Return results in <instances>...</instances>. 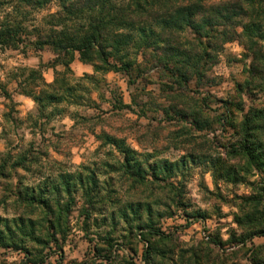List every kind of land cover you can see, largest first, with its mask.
<instances>
[{
  "label": "rangeland",
  "instance_id": "rangeland-1",
  "mask_svg": "<svg viewBox=\"0 0 264 264\" xmlns=\"http://www.w3.org/2000/svg\"><path fill=\"white\" fill-rule=\"evenodd\" d=\"M56 11L53 3L30 14L26 27H46L49 15ZM170 36L176 48L192 47L193 52L202 53V47L188 45L195 41L191 31ZM21 37L17 49L0 48V167H5L0 175V217H31L39 224L35 235L39 240H23L28 252L0 247V264H148L143 261L147 247L151 249L149 264H264V236L251 235L264 229V216L252 224L236 222L253 211L248 198L257 197L264 174L230 152L241 139L243 115L261 111L253 135L264 153L263 62L238 39L212 42L209 56L197 66L200 75L190 68L188 82L179 85L158 60L161 50L157 56L146 53L141 74H94L91 105L83 96L82 105L67 106L62 116L44 124L36 119L33 101L18 93L17 83L40 64L44 81L50 83L54 70L46 65L54 54L48 48L34 49L30 31ZM70 69L72 83L94 73L90 64L78 59ZM81 83L88 85L85 79ZM102 135L124 140L148 163L186 164L159 180L148 177L146 184L133 182L104 165L116 164L120 155L104 144ZM22 153L33 161L30 171L17 169L18 176L12 175L13 162ZM205 159H211L216 170ZM85 169L108 182L106 192L90 217L80 192L74 193L63 235L55 245L43 236L40 226L45 223L37 211L16 199L13 185L19 175L20 187H24L49 180L58 172L85 173ZM226 171L231 174L228 178H217ZM130 203L152 210V225L161 234L152 236L148 245L139 239L138 222L119 215V208ZM259 209L264 210L262 204ZM140 212L145 220V210Z\"/></svg>",
  "mask_w": 264,
  "mask_h": 264
},
{
  "label": "trees",
  "instance_id": "trees-1",
  "mask_svg": "<svg viewBox=\"0 0 264 264\" xmlns=\"http://www.w3.org/2000/svg\"><path fill=\"white\" fill-rule=\"evenodd\" d=\"M53 3L57 11L49 15L46 27H26L30 14ZM0 13H3L0 18V48L17 49L23 42L22 33L28 30L35 37L34 41H30L34 49L48 48L54 54L53 60L46 65L54 70L55 76L50 83L42 77L41 64L38 68L29 69L27 76L17 83L18 93L33 101L36 119L43 120L44 124L62 116L67 106L82 105L83 96L91 105L90 84L95 80L94 74H141L146 53L157 56L161 50L163 55L157 57L158 60L163 62V67L172 75L170 78H176L179 85L188 82L190 68H196L194 72L200 75L197 66L205 56H209L207 49L213 43L224 44L238 39L245 49L253 53L255 59L263 62L264 67L262 0H0ZM187 30L195 38L188 45L202 47V53L193 52L190 45L191 49L183 50L173 45L174 40L170 35L184 34ZM74 59L90 64L94 73L73 79L75 82L72 83L70 64ZM57 66L63 68L62 71H57ZM263 67L257 68V71H262ZM82 79L87 80L88 85L82 84ZM117 102L123 106L121 99ZM260 113L248 111L243 115L241 139L230 152L242 156L256 171L264 174V153L253 135L259 128L257 120ZM194 122L198 124V121ZM100 138L120 155L116 164L104 165L136 183L146 184L148 177L159 180L160 176L171 175L186 164L185 161L180 165L148 163L138 158L139 154L124 140L108 135ZM189 158L195 163L193 157ZM207 160L204 162L216 170V164L211 159ZM32 163L25 153L17 155L12 175L18 174L17 169L29 172ZM4 169L2 165L0 175L4 174ZM85 170V173L58 172L49 180L24 187H20L22 176L19 175V182L13 185L16 199L27 205L28 209L34 208L33 212L37 211V216L45 223L40 226L43 236L55 245L58 244V236L63 235L64 222L72 210L74 193L80 192L86 207L85 214L90 217L96 211L94 205L102 200L101 195L106 192L108 182L99 181L95 171ZM228 175H231L230 171L217 178H228ZM249 199L253 211L237 217L238 225L255 223L264 216V210L259 209L261 204L264 207V186L260 187L257 197ZM142 209L146 212L145 220L140 216ZM119 215L126 221L138 222L135 228L139 232V239L147 245L152 236L161 234L152 225L153 214L148 205L126 204L119 208ZM110 218L115 219L113 213ZM38 225L31 217H0V247L28 252L23 240L38 239L35 236ZM251 235L264 236V229H256ZM212 243L219 245L220 241L213 240ZM143 261L151 263L150 247L145 249Z\"/></svg>",
  "mask_w": 264,
  "mask_h": 264
}]
</instances>
